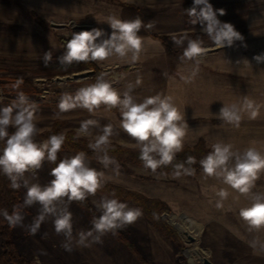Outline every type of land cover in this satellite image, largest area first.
Segmentation results:
<instances>
[{
  "label": "rangeland",
  "instance_id": "obj_1",
  "mask_svg": "<svg viewBox=\"0 0 264 264\" xmlns=\"http://www.w3.org/2000/svg\"><path fill=\"white\" fill-rule=\"evenodd\" d=\"M209 3L217 10L218 19L231 23L242 40L218 48L202 31L200 23L191 22L186 9L192 7L193 0H0V107L23 92L37 105L40 131L60 122L63 132L76 133L81 121L94 119L101 127L113 125L111 142L137 147L120 128L118 109L109 110L102 105L95 113L81 108L59 112L57 105L63 93L75 94L77 89L96 80L92 69L81 63L64 66L57 58L64 53L73 32L98 28L107 38L112 31L107 17L115 15L123 20L140 17L145 24L154 22L155 27H142L138 33L145 39L139 59L134 63L130 57L93 61L100 68V75L104 74L121 93L129 82L135 84L139 78L141 82L132 92L137 102L156 94L172 96L189 126L184 146L203 139L210 148L214 143L225 142L234 149L256 147L264 152V107L255 120L245 114L238 128L216 117L223 104L240 103L244 97L264 104V61L256 59L264 56L262 38L256 33L262 28L259 29L260 18L255 15L262 10V4L258 0H209ZM220 9L224 15H219ZM151 33L169 38L164 42ZM186 33L205 34L200 39L208 52L198 65L181 60L186 40L182 46L173 42V36L179 38L178 35ZM46 52L52 54L47 66L43 59ZM232 64L234 74L221 71L222 66L228 69ZM249 70L257 75H250ZM97 131L93 130L89 137L95 139ZM74 155L61 152L63 159ZM87 160L90 167L104 173V179L164 201L169 210L162 217L180 236V246L165 237L143 214L116 235L104 236L102 243L89 247L73 243L69 252L61 247L64 236L56 234L54 218L49 216L35 235H29L25 228H12L15 249L30 264H35L40 250L46 252L38 256L40 264H206L205 260L211 264H264V253L254 254L247 242L254 238L264 242V230L249 232L239 217V208L247 206L251 196H242L219 180L206 178L203 172L175 177L172 172L157 169L153 173L131 162L117 171L113 166L104 168L101 163ZM52 168L51 163L45 162L32 182L46 185L52 179L49 175ZM221 188L230 194L223 206L217 208L216 192ZM252 191L264 193V173ZM25 193L23 188L21 204ZM105 196L111 198L101 192L88 196L95 214L100 215L96 203ZM39 209L38 204L21 208L25 225L33 222ZM68 210L72 213L74 237L81 230L91 229L93 216L89 211L75 201L68 204ZM4 248L5 240L0 235V253Z\"/></svg>",
  "mask_w": 264,
  "mask_h": 264
},
{
  "label": "clouds",
  "instance_id": "obj_2",
  "mask_svg": "<svg viewBox=\"0 0 264 264\" xmlns=\"http://www.w3.org/2000/svg\"><path fill=\"white\" fill-rule=\"evenodd\" d=\"M218 11L219 15L225 14L223 9ZM186 12L193 24H201L202 31L218 48L231 46L234 41L243 39L231 23L218 19L217 10H214L209 0H193L192 7L186 9ZM106 23L112 29L107 38H104L106 33L98 28L73 32L64 53L57 58L59 63L68 66L89 61L103 62L112 57L122 60L130 57V62L134 63L139 59L145 43L144 37L138 33L142 27H155L154 22L145 24L140 17L123 20L111 15L107 17ZM185 40L187 45L181 60L198 65L208 49L203 46L200 38L173 36L177 46H182ZM43 59L47 66L52 59L51 52L44 53ZM256 59L258 62L264 61V56H257ZM20 82L18 80L17 84ZM140 82L139 78L135 84L129 82L121 93L101 74L94 83L77 89L75 94L63 93L57 107L61 113L77 108L95 113L102 105L109 110L118 109L120 128L135 141L144 168L155 173L158 168L172 165L176 155L183 151L189 126L185 114L172 96L156 94L137 102L132 92ZM261 107L264 104L244 97L240 103L223 104L216 117L238 128L245 114L248 119H257ZM36 110V103L23 92H18L10 104L0 107V142H3V148L0 149V174L9 179L13 190L21 187L26 189L23 204L14 206L11 214L7 209H0V216L8 221L9 226L25 228L29 235H35L41 223L51 216L54 218L56 234L64 236L61 247L71 252L73 243L81 247L102 243L104 236L116 235L118 230L142 217V209L130 207L113 193L111 198L105 196L96 203L100 215L93 217L91 229L81 230L74 237L72 213L68 210V204L73 201L83 202L88 196H94L103 186L104 173L89 166L83 151L57 163L58 153L66 137L63 133L53 134L37 142L35 138L40 130L37 127ZM9 129L14 131L10 132ZM93 130L98 131L94 142L89 143L88 147L103 153L97 156V160L104 168L115 165L114 170L118 171L116 160L107 154L110 138L114 135L113 125L101 127L97 120H83L76 135L89 137L93 135ZM45 162L56 165L49 173L52 179L46 185L32 182ZM186 163L195 164L196 158L189 156ZM199 164L206 178H215L238 194L251 196L250 203L239 208V217L249 232L259 233L264 230V193L252 191L260 174L264 173V152L256 147L234 149L230 143L217 142L211 145V151L200 159ZM173 167L175 177L192 175L195 171L185 167V163H177ZM229 194L226 188L216 192L219 198L217 208L223 206L222 202L227 200ZM35 204L40 206L39 214L30 225H25L21 208ZM247 242L254 254L264 253V242L258 238ZM45 254L40 250L35 264H40L38 256Z\"/></svg>",
  "mask_w": 264,
  "mask_h": 264
},
{
  "label": "trees",
  "instance_id": "obj_3",
  "mask_svg": "<svg viewBox=\"0 0 264 264\" xmlns=\"http://www.w3.org/2000/svg\"><path fill=\"white\" fill-rule=\"evenodd\" d=\"M151 34L155 37L160 38L164 42H166L167 38H169L168 36H159L154 33ZM184 35H187V37L189 38H200L203 37L205 34L186 33L178 36L181 37ZM167 50L172 51L169 47H167ZM81 64L85 68L92 69L91 71L93 73L95 80L98 76H100V68H98V66L93 61L81 62ZM112 110H116V109L114 108ZM9 131L10 132L14 131V129H9ZM59 133H63L66 137V140L62 146L61 151L58 153L57 163L61 159H63L61 156L62 151H68L75 154L83 151L84 153H86L87 159L99 163V161L97 160V156L103 155V153L95 152L88 147L89 143L94 142V138L77 137L76 133L73 131L63 132L61 129L60 122H55L48 130L40 131L35 139L37 142H42L45 139H47L50 135L59 134ZM2 148H3V142H0V149ZM209 151H211V148L205 144L203 139H200L197 143H195L192 146H184L183 151L179 152L176 155V158L173 161L172 165L158 168V170L174 173L173 165L177 163H185V167H191L195 170L194 174L186 175V176H194L196 174L203 172L199 164V161L204 156H206ZM107 154L116 160L117 164L119 165V168H123L127 162H131L143 166L142 161L139 159V150L137 147H127L125 145L116 142H111L110 145L108 146ZM189 156H193L196 158L195 164L188 165L186 163L187 157ZM51 165L53 168L56 166L55 164H51ZM110 166L115 167V165H110ZM98 192L106 194L110 197H112V194L115 193V197L119 199L121 202L127 203L128 205H131L135 208L142 209L145 217L153 225H155L165 237H167L169 240L174 242L176 245L180 246L181 244L180 236L174 230V228L171 225H169L166 222V220L162 217V213L168 211L169 207L161 199L155 197H148L143 193L126 188L121 185L114 184L106 179H104L103 186L100 190H98ZM22 193H23V187H21L18 190H13L10 187L9 179L3 174H0V209H7L9 214H11L14 206L22 205L21 204ZM75 203H77V205L89 211L93 217L99 216L98 214H95L88 197L83 202L75 201ZM12 228L13 227L9 226L8 221L5 220L3 216H0V235L5 240V248L2 251V253H0V264H10V262H14L15 264H30L25 257L20 256L17 253L14 242L11 237Z\"/></svg>",
  "mask_w": 264,
  "mask_h": 264
},
{
  "label": "crops",
  "instance_id": "obj_4",
  "mask_svg": "<svg viewBox=\"0 0 264 264\" xmlns=\"http://www.w3.org/2000/svg\"><path fill=\"white\" fill-rule=\"evenodd\" d=\"M258 2H259V5L260 4H262V10L261 11H258V12H256V17L257 18H260L259 19V22H258V27H259V29H261L262 28V30H258V32H256L257 33V36H258V38H262V41H263V48H264V0H258ZM143 51V50H142ZM142 51H141V53H142ZM142 58V57H141ZM254 61H256V60H254ZM257 62H254V65L256 64ZM252 64V63H251ZM220 65V64H219ZM222 65V64H221ZM235 65H230V66H228V69L227 68H223V66L221 67V71H224V70H226V71H230V73L232 74L233 72L231 71L232 70V67H234ZM234 74V73H233ZM249 74L250 75H252L253 73H252V70H249ZM257 74H256V72L254 71V74H253V76H256ZM264 75V74H263ZM263 82H264V76H263Z\"/></svg>",
  "mask_w": 264,
  "mask_h": 264
},
{
  "label": "water",
  "instance_id": "obj_5",
  "mask_svg": "<svg viewBox=\"0 0 264 264\" xmlns=\"http://www.w3.org/2000/svg\"><path fill=\"white\" fill-rule=\"evenodd\" d=\"M74 78H78V74H74ZM206 264H211L208 260H205Z\"/></svg>",
  "mask_w": 264,
  "mask_h": 264
}]
</instances>
